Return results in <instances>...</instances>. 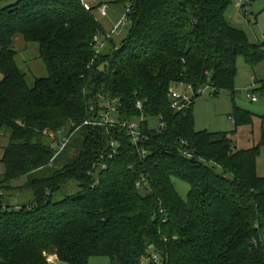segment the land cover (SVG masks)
<instances>
[{
    "label": "trees",
    "instance_id": "1",
    "mask_svg": "<svg viewBox=\"0 0 264 264\" xmlns=\"http://www.w3.org/2000/svg\"><path fill=\"white\" fill-rule=\"evenodd\" d=\"M106 1L123 7L129 25L118 49L108 35L100 43L104 31L80 0L0 9V264H47L48 255L62 264H143L151 250L163 264H264V178L256 174L264 142L239 150L228 134L196 132L192 116L198 91H232L237 58L256 65L264 41L251 44L229 26L232 0L98 6ZM17 37L37 46L45 70L32 87L16 62ZM178 84L193 100L174 113L169 93ZM255 91L264 98V82ZM97 95L117 102L119 120L140 118L137 102L144 119L160 118L162 128L140 126L144 158L119 128L83 126ZM232 118L238 127L253 116L233 108ZM58 132L80 133L76 150L68 140L55 157L47 135ZM174 180L188 186L185 199ZM12 191L31 200L6 205Z\"/></svg>",
    "mask_w": 264,
    "mask_h": 264
},
{
    "label": "rangeland",
    "instance_id": "2",
    "mask_svg": "<svg viewBox=\"0 0 264 264\" xmlns=\"http://www.w3.org/2000/svg\"><path fill=\"white\" fill-rule=\"evenodd\" d=\"M16 0H7L0 4V9L13 4ZM92 8V14L99 22L104 34L99 36L100 43L104 42L105 35H109L115 26L122 20L125 10L120 5H114L104 2L107 6L105 17L98 16L95 11L100 0H81ZM244 4H248L247 13H243L241 8L237 7V0H232L231 5L225 13V20L229 26L237 31L244 33L249 43L259 44L264 41V0H243ZM129 25H121L115 33L110 36L111 43L115 49H118L124 39L127 38ZM109 47V45H108ZM14 50L17 53L16 62L25 74L27 85L32 87L36 78L45 77V70L42 63L38 59L37 46L35 44L24 43L21 38L14 40ZM236 76L234 79L232 91H221L216 98L210 97V92L205 91L202 96L197 99L192 106V116L194 121V130L196 132H206L209 134H228L232 143L239 150H246L257 147L264 142V98L258 92L251 93L250 90H257L260 84L264 82V59L256 65L250 66L245 63L243 58L236 60ZM255 95L256 102H252L249 97ZM261 96V98H260ZM233 108L245 111L253 116L251 125H243L235 127L233 123ZM148 128L155 130L159 126L157 118H145ZM137 122V120H136ZM233 134V135H231ZM67 133H61L57 139L59 141L66 140ZM69 147L76 150V143L81 139L80 133L67 138ZM53 141V140H52ZM55 141V147L59 144ZM0 140V149H1ZM6 143V139L4 144ZM62 152V151H61ZM60 152V153H61ZM76 152V151H75ZM256 174L260 178H264V144L261 145L259 156L256 161ZM173 185L178 195L185 199L188 186L181 181H173ZM74 186H70L68 191H74ZM31 197L27 192L21 193L12 191L6 194V205L18 207L28 203ZM50 256L46 257L49 258ZM50 259V258H49ZM47 262V261H46ZM57 264V263H56ZM88 264H109L107 258H91Z\"/></svg>",
    "mask_w": 264,
    "mask_h": 264
},
{
    "label": "built area",
    "instance_id": "3",
    "mask_svg": "<svg viewBox=\"0 0 264 264\" xmlns=\"http://www.w3.org/2000/svg\"><path fill=\"white\" fill-rule=\"evenodd\" d=\"M243 0H237V7H242ZM83 8L86 11H92V8L86 4L82 3ZM95 11L97 12L98 16L105 17L107 13V6L101 5L95 8ZM127 19L124 16L122 20L115 26V28L112 30V32L107 36V39L110 38V36L118 31L119 27L121 25H126ZM96 40V39H95ZM96 47L97 49L102 48L99 41L96 40ZM205 91L210 92V97L213 92V88L206 87L205 89L199 90L198 94H200V97ZM252 102H256L257 98L255 95H251L249 97ZM193 100V93L190 86H187V88H184L182 84H178L177 89H173L169 93V101H170V109L174 113H181L185 112L189 109L191 103ZM116 101H110L107 97L104 95H97L96 100H93L92 103L88 107V118L84 121L83 126H88L92 128H103L106 131H109L113 128H119V130L123 131L125 133V136L129 139L130 143L134 146L139 148L141 145V133H140V126L145 123V119L142 116V113L144 111V107L140 102H137L135 105L136 110L141 114L140 118L133 119L129 121L119 120V115L116 109ZM137 120V122H136ZM160 118L158 119V121ZM163 125L159 124L158 128H162ZM61 133L58 132L57 134L49 133L47 136L53 140L58 142L59 140L57 137ZM68 139L66 138L59 141V144L57 146V152L55 154V157L60 154L61 151L65 148L67 144ZM112 146H116V144L111 143ZM140 149V148H139ZM139 155L141 157H145V151L141 148L139 150ZM102 160V158H101ZM101 171H106L107 166L106 165H100ZM2 193L0 192V201H1ZM158 256V253L154 250H151L149 253V256L144 259L143 264H163ZM49 262V259L47 260Z\"/></svg>",
    "mask_w": 264,
    "mask_h": 264
},
{
    "label": "crops",
    "instance_id": "4",
    "mask_svg": "<svg viewBox=\"0 0 264 264\" xmlns=\"http://www.w3.org/2000/svg\"><path fill=\"white\" fill-rule=\"evenodd\" d=\"M80 2L81 3H86V1H84V2H82L81 0H80ZM87 4V3H86ZM236 146V145H235ZM1 159H2V150L0 149V176H2L3 174H4V166H3V164L1 163ZM48 256H50L49 258H47V260L49 259V262L47 261V264H62V263H60L58 260H57V258H56V256H54V255H48Z\"/></svg>",
    "mask_w": 264,
    "mask_h": 264
},
{
    "label": "water",
    "instance_id": "5",
    "mask_svg": "<svg viewBox=\"0 0 264 264\" xmlns=\"http://www.w3.org/2000/svg\"><path fill=\"white\" fill-rule=\"evenodd\" d=\"M260 98H261V96H260Z\"/></svg>",
    "mask_w": 264,
    "mask_h": 264
}]
</instances>
